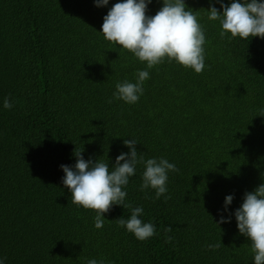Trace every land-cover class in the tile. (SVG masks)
<instances>
[{
    "label": "trees",
    "instance_id": "obj_1",
    "mask_svg": "<svg viewBox=\"0 0 264 264\" xmlns=\"http://www.w3.org/2000/svg\"><path fill=\"white\" fill-rule=\"evenodd\" d=\"M117 2L0 0V261L254 264L234 212L264 183V39L221 38L219 21L208 19V8L221 5L185 0L205 34L204 70L165 58L147 69L136 103H108L118 82L134 83L146 69L101 32ZM162 6L151 0L146 15ZM132 138L138 156L163 157L179 169L168 173L167 201L140 190L143 164L122 188L125 204L142 207L140 219L155 225L145 241L118 226L130 208L113 205L97 229L96 212L73 204L62 183L60 165H74V151L111 171ZM227 195L233 201L225 211ZM221 215L230 222L217 224ZM217 243L218 250L207 248Z\"/></svg>",
    "mask_w": 264,
    "mask_h": 264
},
{
    "label": "clouds",
    "instance_id": "obj_2",
    "mask_svg": "<svg viewBox=\"0 0 264 264\" xmlns=\"http://www.w3.org/2000/svg\"><path fill=\"white\" fill-rule=\"evenodd\" d=\"M94 3L98 7L107 6L109 0H94ZM150 3L151 0H120L103 17L101 32L104 38L128 50L139 61L146 62V69L138 71L134 83L125 80L116 84V91L108 103H112L113 99L136 103L143 94L144 82L149 78L147 69L162 63L165 58L168 62L174 60L185 68H191L196 73H201L205 68V34L197 16L187 10L185 0H163V6L154 16L146 15ZM216 3L221 5L223 11L210 6L208 19L219 21L221 38L230 33L233 38L264 39V0H232L228 5L223 0H216ZM3 106L11 109L13 103L6 97ZM137 142L134 138L123 141L130 151L121 152L116 157L111 171L109 164L101 160H85L83 150L74 151V165L62 164L60 167L65 173L62 183L71 192L72 203L96 212L95 228L104 226V214L113 205H122L131 209V215L128 219H118V226L126 228L139 241H145L156 234L155 225L140 219L142 207L125 204L127 192L122 188L128 185L129 178L135 174L137 164H143L140 190L153 189L155 199L164 196L167 201L170 199V196L165 195L168 191V173L179 172V169L163 157L145 160L143 156H138ZM232 201L233 195L225 197V211ZM234 215L239 233L251 241L254 264H264V183L244 194L243 203ZM230 220L231 215H221L216 223ZM171 230V226L164 230L168 243L172 241V237L167 235ZM219 247V243L207 245L209 250H218ZM87 264H104V261L90 259Z\"/></svg>",
    "mask_w": 264,
    "mask_h": 264
}]
</instances>
